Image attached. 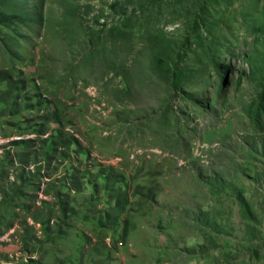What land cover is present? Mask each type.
Here are the masks:
<instances>
[{
  "label": "rangeland",
  "instance_id": "obj_1",
  "mask_svg": "<svg viewBox=\"0 0 264 264\" xmlns=\"http://www.w3.org/2000/svg\"><path fill=\"white\" fill-rule=\"evenodd\" d=\"M0 69L25 81L0 144L39 138L36 116L56 113L82 146L44 193L16 179L21 145L0 159V232L13 223L0 264H264V0H0ZM122 188L128 204L103 226Z\"/></svg>",
  "mask_w": 264,
  "mask_h": 264
},
{
  "label": "trees",
  "instance_id": "obj_2",
  "mask_svg": "<svg viewBox=\"0 0 264 264\" xmlns=\"http://www.w3.org/2000/svg\"><path fill=\"white\" fill-rule=\"evenodd\" d=\"M25 81L23 77L20 75H15L11 70L9 69H0V102L5 104V107L3 110H0V114H16L21 112V110L24 108V105L21 103L20 99V91L24 89ZM20 99V100H19ZM42 104V100H37L35 104H28V106H39ZM53 117H50L49 114H38L36 117L40 121L37 124V129L34 131L40 136L39 138H31V136H28L26 138L20 137L17 139H11L6 141L5 143L0 144V159L5 158V162H9V165H13V159H14V153L12 150L15 149L17 145L22 146V151L18 152V172L16 173V179H19V184L24 183L27 180H29L31 177L37 176L39 178V182L37 183L36 189L41 188V192L44 193L45 189H48L50 184V178L48 169L55 164V169L57 166L61 165L65 162V160H71L77 159L78 155L80 154V151H82V146L79 142V140L73 136L72 134L65 136L63 126L60 125V120L57 118L56 113L52 114ZM47 121H53V123H56V128L53 132H48V130L45 128V122ZM41 136H44L43 138ZM38 142V143H37ZM37 143V144H36ZM77 145L76 148H73L75 145ZM30 154H32L33 161L29 158ZM40 155V156H39ZM80 163V162H79ZM80 165H82L80 163ZM72 168V173L69 175L67 182V188L69 190H72L74 192H79L82 190L84 186V176H83V169L81 171L79 170V166H73L70 165ZM102 171V170H101ZM100 176L103 177V181L106 184V188L115 190L114 185L112 184V181L108 174L101 172ZM104 171V170H103ZM1 176V174H0ZM47 179L44 181V178ZM49 178V179H48ZM17 185L18 188H16V192H20V185ZM13 185H16V182H13ZM66 185V184H65ZM96 185V184H95ZM48 186V188H46ZM141 187V186H140ZM67 189V190H68ZM139 189V188H138ZM141 189V188H140ZM139 190L136 191V193ZM0 192L4 195H6V190L4 187L0 186ZM57 194L60 196L61 194L65 197L63 199H58L57 202V208H58V219L59 222L58 226H61L62 223L66 224V219L69 217L70 214L75 213L74 208L70 205L69 202V196L66 193L57 192ZM37 192L34 195L35 198H37ZM129 189L122 188V190H119L117 193H115V196L111 195L110 199L114 200V203L111 205L109 209L104 212V215L106 217V220L103 221L102 217H100L101 224L105 226V224H115L116 220L120 217V215L125 210L126 205L128 204L129 200ZM146 195L150 196V191L146 193ZM43 203H46V200H42ZM239 202L242 208H244L246 211L247 207L245 204V201L243 198L239 197ZM114 210L117 214L116 216H113L110 213V210ZM30 218L33 221H39V218L37 217V212H30ZM45 229H49V220H46ZM42 223H45L42 221ZM13 226L12 222H9L6 224L3 231L0 233H3L4 231H7L11 229ZM57 226V231H60L59 227ZM28 223L26 220L21 221V232L20 235V241L22 243V249L24 252L32 253L33 250L30 248L28 241L26 239L27 232H28ZM124 231L123 233H126L127 227H123ZM64 232H60V234H63ZM2 235V234H1ZM2 237V236H1ZM6 255V254H5ZM5 259H7V256H4ZM27 261H30L31 263L35 262L34 258L31 257V254H29L28 260L25 261V263L22 262V264H26Z\"/></svg>",
  "mask_w": 264,
  "mask_h": 264
},
{
  "label": "built area",
  "instance_id": "obj_3",
  "mask_svg": "<svg viewBox=\"0 0 264 264\" xmlns=\"http://www.w3.org/2000/svg\"><path fill=\"white\" fill-rule=\"evenodd\" d=\"M75 161H78V160H75ZM75 161H72L73 163H77V162H75ZM75 166H78V164H76Z\"/></svg>",
  "mask_w": 264,
  "mask_h": 264
},
{
  "label": "crops",
  "instance_id": "obj_4",
  "mask_svg": "<svg viewBox=\"0 0 264 264\" xmlns=\"http://www.w3.org/2000/svg\"><path fill=\"white\" fill-rule=\"evenodd\" d=\"M13 229V228H12ZM12 229H9V231H12Z\"/></svg>",
  "mask_w": 264,
  "mask_h": 264
}]
</instances>
